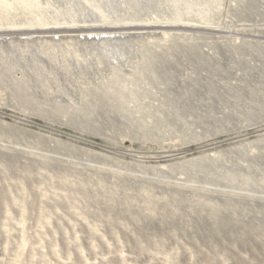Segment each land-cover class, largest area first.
Instances as JSON below:
<instances>
[{
  "label": "rangeland",
  "instance_id": "rangeland-1",
  "mask_svg": "<svg viewBox=\"0 0 264 264\" xmlns=\"http://www.w3.org/2000/svg\"><path fill=\"white\" fill-rule=\"evenodd\" d=\"M80 1L0 5V264H264V0H102L104 23L165 27L103 40L13 31L98 24Z\"/></svg>",
  "mask_w": 264,
  "mask_h": 264
},
{
  "label": "bare ground",
  "instance_id": "bare-ground-1",
  "mask_svg": "<svg viewBox=\"0 0 264 264\" xmlns=\"http://www.w3.org/2000/svg\"><path fill=\"white\" fill-rule=\"evenodd\" d=\"M55 1V0H54ZM64 1H66V0H64ZM75 1H77V4H78V1H80V0H69V2H70V4H73ZM88 1V0H87ZM104 2L106 1V3L107 2H110L111 0H103ZM121 1V3H122V0H120ZM50 2V1H49ZM68 2V1H67ZM85 2V1H84ZM93 2H95V4H93L92 5V8H93V13L96 15V18H97V22L99 21V23L98 24H93V25H87L84 21H81L80 20V22H84L85 24H82V25H79V24H70V25H67V26H64V24H60V25H58V24H51V25H43V26H40V27H43V28H39L37 25H35V26H31V25H17V26H13L14 27V32H17L18 34H29V33H31V32H43V31H47L49 34L50 33H53V34H57V33H65V32H81V33H83L84 34V32L86 33H89L88 35H91L93 32H97V34H96V36H98V37H94V39L95 40H99V39H102L103 40V38H106V36H108V35H106L105 37H101V35L103 36L104 34H112V33H115V32H113V30L114 31H129V30H143V29H163V28H165V27H162L161 25L160 26H156V25H154L155 27H149V26H151V25H149L148 27H137V26H129V25H126V26H124V23H123V25L121 24V26H117L115 23H104V22H102V21H105V22H108V21H111V20H113L114 19V17H113V14H112V12L111 11H109V8H107L106 6H103V4L101 3L102 2V0L100 1V0H97V1H93ZM98 2V3H97ZM113 2H115L114 0H113ZM117 2V1H116ZM115 2V3H116ZM119 2V1H118ZM48 3V2H47ZM52 3V2H51ZM65 3V2H64ZM63 3V4H64ZM120 3V4H121ZM50 4V3H49ZM53 4V3H52ZM61 4V3H60ZM67 4V3H66ZM88 4V3H87ZM0 5L2 6V7H4L5 9H7L8 11H14V12H17V13H22L23 15L24 14H26V15H33V14H31V12H32V10H34L36 7H41V5H40V0H0ZM62 5V4H61ZM74 5V4H73ZM72 5V6H73ZM79 5H81V1H80V3H79ZM79 5H74V6H79ZM83 5V4H82ZM104 5H105V3H104ZM108 5V4H107ZM112 5V4H111ZM48 6V5H47ZM64 6H66V5H64ZM64 6H62V7H64ZM68 6V5H67ZM66 6V7H67ZM71 6V5H70ZM84 6V5H83ZM86 6V5H85ZM49 7V6H48ZM55 7V6H54ZM57 7H59V5H57ZM61 7V6H60ZM61 7V8H62ZM89 7V6H88ZM60 8V9H61ZM69 8H71V7H69ZM73 8V7H72ZM78 8V7H77ZM87 8V7H86ZM46 9V8H45ZM63 9V8H62ZM89 9V8H88ZM114 9V8H113ZM46 10H48V9H46ZM46 10H44V11H46ZM52 10V9H51ZM57 10V9H56ZM65 11H66V9H64ZM63 10V11H64ZM70 10H72V9H70ZM116 10V9H115ZM52 11H55V10H52ZM62 11V10H61ZM77 9L75 10V12L74 11H72V12H74V13H72V12H70L69 10H68V13L66 14L67 16H65L64 14H63V16L62 17H64L63 19H67V17L69 18H76L77 17ZM78 11H79V9H78ZM89 11H92V10H89ZM89 11L87 12L86 10H84V13H83V17H87L88 15L90 16V14H92V12H90L89 13ZM47 12H49V10L47 11ZM58 12H60V10L58 11ZM67 12V11H66ZM81 12H83V10L81 11ZM80 12V13H81ZM40 13H42L41 11H40ZM13 14V13H12ZM46 14V13H45ZM52 14H54V13H52ZM79 14V13H78ZM117 14V13H116ZM19 15V14H18ZM17 15V16H18ZM44 15V14H43ZM56 15H58V14H56ZM60 15H62L61 13H60ZM82 15V14H81ZM20 16V15H19ZM22 16V15H21ZM45 16V15H44ZM93 16V15H92ZM91 16V17H92ZM24 17V16H23ZM43 17V16H42ZM48 17V16H47ZM50 17V16H49ZM52 17V16H51ZM61 17V16H60ZM59 17V18H60ZM90 17V18H91ZM99 17V18H98ZM133 17V16H132ZM18 18V17H17ZM53 18V17H52ZM80 18V17H79ZM55 19V18H54ZM78 19V18H77ZM28 20H32V19H29L28 18ZM43 20H45V19H43ZM49 20H51V19H49ZM60 20V19H59ZM62 20V19H61ZM69 20V19H68ZM83 20V19H82ZM94 20V19H93ZM73 21H75L74 19H73ZM79 21V20H78ZM78 21H76V22H78ZM34 22V21H33ZM44 22V21H43ZM52 23L53 22H55V20L54 21H51ZM50 22V23H51ZM61 22V21H60ZM64 22V21H63ZM66 22H68V21H66ZM70 22V21H69ZM93 22V21H92ZM56 23V22H55ZM58 23V22H57ZM20 24V23H19ZM128 24V23H127ZM154 24H155V22H154ZM133 25V24H132ZM143 26V25H142ZM166 26V25H165ZM169 26V25H168ZM173 27V26H172ZM1 29V28H0ZM5 29H7V28H5ZM168 30V29H167ZM7 32H5V34L7 35V33L8 34H10L9 33V31H10V29L8 28L7 30H6ZM4 32V31H3ZM11 32V31H10ZM12 33V32H11ZM16 33V34H17ZM86 33V34H87ZM120 33V32H119ZM14 34V33H13ZM79 34V33H78ZM117 34V33H116ZM123 34V33H122ZM109 35V36H110ZM115 35V34H114ZM113 35V36H114ZM116 36V35H115ZM120 37V36H119ZM125 37V36H124ZM123 37V38H124ZM98 38V39H97ZM108 38V37H107ZM115 37H113V39H114ZM88 39H89V37H88ZM112 39V38H111ZM116 39V38H115ZM114 39V40H115ZM85 40V39H84ZM105 40V39H104ZM118 40V39H117ZM53 41V40H52ZM78 41H81V40H78ZM86 41V40H85ZM91 41V40H90ZM94 41V40H93ZM101 41V40H100ZM107 41V40H106ZM112 41V40H111ZM120 41V40H119ZM57 42V41H56ZM84 42V41H83ZM98 42V41H97ZM108 42V41H107ZM110 42V41H109ZM113 42V41H112ZM115 42V41H114ZM118 42V41H117ZM79 43V42H78ZM82 43V42H81ZM116 43V42H115ZM88 44H89V42H88ZM95 44V43H94ZM101 44V43H100ZM104 44V43H103ZM109 45H111L110 43H108ZM107 44V45H108ZM126 44V43H125ZM96 45V44H95ZM94 45V46H95ZM117 45H118V43H117ZM127 45V44H126ZM90 46H92V45H90ZM89 46V47H90ZM98 46V45H97ZM96 46V47H97ZM115 46V45H114ZM113 46V47H114ZM96 47H95V49H96ZM99 47V46H98ZM103 47L105 48V45H103ZM111 47V46H110ZM109 47V48H110ZM118 48H119V45L117 46ZM116 47V48H117ZM130 47V46H129ZM90 48H92V47H90ZM94 48V47H93ZM92 48V49H93ZM108 48V47H107ZM78 49V48H77ZM83 49V48H82ZM100 49H103V48H101L100 47ZM122 49V48H121ZM120 49V50H121ZM75 50V49H74ZM111 50H112V48H111ZM116 50V49H115ZM131 50V49H130ZM80 51V50H79ZM96 51V50H95ZM103 51V50H102ZM108 51V50H107ZM106 51V52H107ZM117 51V50H116ZM119 51V50H118ZM121 51H123V50H121ZM133 51V50H132ZM65 52V51H64ZM71 52V51H70ZM90 52V51H89ZM97 52H99L98 51V49H97ZM97 52H96V54H97ZM110 52V51H109ZM126 51H124V53H125ZM86 53H88V52H86ZM92 53H94L93 51H92ZM104 53V52H103ZM111 53V52H110ZM114 53V52H113ZM116 53V52H115ZM121 53H123V52H121ZM123 53V54H124ZM64 54V53H63ZM85 54V53H84ZM108 53H106L105 55H107ZM126 54V53H125ZM102 55V54H101ZM119 55V54H118ZM128 55V54H127ZM62 56V55H61ZM85 56H87V54L85 55ZM88 56H90V55H88ZM87 56V57H88ZM95 55H93V57H94ZM98 56V55H97ZM104 56V55H103ZM108 56V55H107ZM109 56H110V54H109ZM120 56V55H119ZM124 56V55H123ZM122 56V57H123ZM79 57V56H78ZM81 57V56H80ZM100 57H102V56H100ZM140 57V56H139ZM106 58V57H105ZM110 57H108V59H109ZM118 58V57H117ZM92 59H94V58H92ZM92 59L90 60V61H92ZM96 59H98V58H96ZM103 59V58H102ZM108 59H105L106 60V62L108 61ZM112 59V58H111ZM87 60V59H86ZM95 60V59H94ZM115 60V59H114ZM119 60V59H118ZM85 61V60H84ZM89 61V60H88ZM104 61V60H103ZM109 62V61H108ZM118 62V61H117ZM95 63V65H96V62H94ZM84 64V63H83ZM89 64H90V62H89ZM92 65H94L93 63H92ZM100 65V64H99ZM84 66V65H83ZM89 66V65H88ZM90 67V66H89ZM95 67H97V66H95ZM95 67H94V69H95ZM82 69V68H81ZM86 70V69H85ZM89 71V70H88ZM82 72V71H81ZM91 72V71H90ZM90 74V73H89ZM94 74V73H93ZM96 74V73H95Z\"/></svg>",
  "mask_w": 264,
  "mask_h": 264
}]
</instances>
